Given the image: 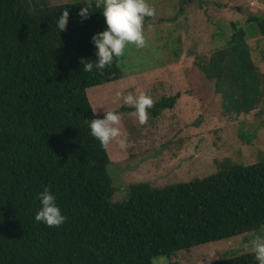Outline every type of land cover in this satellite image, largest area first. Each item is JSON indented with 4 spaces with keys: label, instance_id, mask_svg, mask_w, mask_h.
I'll use <instances>...</instances> for the list:
<instances>
[{
    "label": "trees",
    "instance_id": "obj_1",
    "mask_svg": "<svg viewBox=\"0 0 264 264\" xmlns=\"http://www.w3.org/2000/svg\"><path fill=\"white\" fill-rule=\"evenodd\" d=\"M193 1L180 0V8ZM88 2L0 0V264H153L264 228V156L247 165L224 158L215 173L162 187L132 183L126 198L113 199L107 146L88 127L104 113L97 115L87 92L123 73L118 58L103 71L82 69L83 59L96 58L93 34L106 27L95 8L81 19ZM66 10V26L56 30ZM246 25L230 22L224 46L196 58L235 117L264 112V73L246 40L252 31L264 36V16H250ZM179 96L163 97L153 115ZM256 132L238 136L248 144ZM45 188L67 217L59 227L35 221ZM206 264L257 262L250 251Z\"/></svg>",
    "mask_w": 264,
    "mask_h": 264
},
{
    "label": "rangeland",
    "instance_id": "obj_2",
    "mask_svg": "<svg viewBox=\"0 0 264 264\" xmlns=\"http://www.w3.org/2000/svg\"><path fill=\"white\" fill-rule=\"evenodd\" d=\"M76 1L83 0H46L52 5ZM148 2L155 15L144 21L145 46L136 48L130 44L118 58L121 79L87 92L98 116L114 110L121 116L119 127L125 143L121 146L114 140L107 145V169L116 201L126 198L132 183L162 187L215 173L217 161L224 158L247 165L264 156V112L255 109L237 117L228 113L222 106V95L210 87L214 83L204 81L196 59L224 46L231 35L230 22L248 29V17L264 16V0H201V4L194 0L182 9L180 0ZM246 40L254 65L264 73V36L252 31ZM190 87L199 97L189 91ZM117 93L152 97L148 123L140 125L133 115L135 109L124 104ZM176 93L180 96L173 107L154 116V105ZM256 128V138L251 143L246 144L238 136ZM258 236L264 237V228L196 245L171 259L158 256L152 262L206 264L250 252Z\"/></svg>",
    "mask_w": 264,
    "mask_h": 264
},
{
    "label": "clouds",
    "instance_id": "obj_3",
    "mask_svg": "<svg viewBox=\"0 0 264 264\" xmlns=\"http://www.w3.org/2000/svg\"><path fill=\"white\" fill-rule=\"evenodd\" d=\"M100 10L105 19L104 30L96 32L92 36V42L96 48L95 59L84 63L82 69L86 72L103 71L110 67L116 58L124 55L126 48L131 44L136 48H143L146 44L144 35V21L147 17L155 15V9L148 0H89L87 6H81L79 15L82 20L87 19L93 12ZM67 10L59 14L56 19V30H62L67 23ZM124 104L135 109L133 115L140 125H145L149 120L148 110L153 107L154 100L149 95L140 93L133 95L117 93ZM96 112V111H95ZM95 112H93L95 114ZM121 116L116 111L104 112L102 118H93L88 122L90 134L102 145L107 146L112 141L124 145L126 137L122 135ZM40 207L35 213V221L44 223L48 227H59L66 222L67 217L62 213L57 203L56 195L48 188L38 193ZM246 250H248L246 248ZM251 252L254 254L257 264H264V237L258 236L253 240Z\"/></svg>",
    "mask_w": 264,
    "mask_h": 264
}]
</instances>
